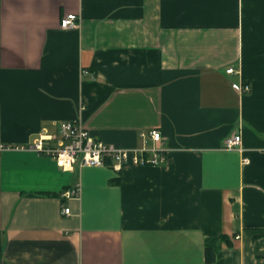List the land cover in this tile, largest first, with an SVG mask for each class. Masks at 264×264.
<instances>
[{"label":"crops","instance_id":"0c3cea01","mask_svg":"<svg viewBox=\"0 0 264 264\" xmlns=\"http://www.w3.org/2000/svg\"><path fill=\"white\" fill-rule=\"evenodd\" d=\"M76 120L166 160L0 152V264H264V0H0V146Z\"/></svg>","mask_w":264,"mask_h":264},{"label":"built area","instance_id":"2783aa9c","mask_svg":"<svg viewBox=\"0 0 264 264\" xmlns=\"http://www.w3.org/2000/svg\"><path fill=\"white\" fill-rule=\"evenodd\" d=\"M80 18L76 14H68L61 19L60 26L63 29H76L79 27ZM227 74H237L235 68L227 69ZM234 89L238 93L251 91L249 84H236ZM143 139H150L154 142L153 147H142L125 149L116 147L113 144L105 143L94 138L81 120L62 122L59 124L55 134L39 133L36 139L28 145L23 146H0L2 151H31L39 155L51 157L57 166L64 171H74L76 166L82 167H111L116 172H121L127 165L134 166H160L166 160L165 150L162 146V135L154 129L149 132L140 133ZM241 136L234 135L227 139L226 149H241ZM248 164L249 159L243 160ZM80 184L75 185L63 193L67 199H80ZM66 216L71 214L70 208H64ZM239 239V237H237Z\"/></svg>","mask_w":264,"mask_h":264},{"label":"trees","instance_id":"16d2710c","mask_svg":"<svg viewBox=\"0 0 264 264\" xmlns=\"http://www.w3.org/2000/svg\"><path fill=\"white\" fill-rule=\"evenodd\" d=\"M207 259L209 262H212L214 260V256L212 254V252L207 250Z\"/></svg>","mask_w":264,"mask_h":264}]
</instances>
